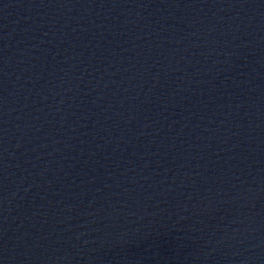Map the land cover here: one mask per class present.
<instances>
[{
	"label": "water",
	"instance_id": "95a60500",
	"mask_svg": "<svg viewBox=\"0 0 264 264\" xmlns=\"http://www.w3.org/2000/svg\"><path fill=\"white\" fill-rule=\"evenodd\" d=\"M0 264H264V0H0Z\"/></svg>",
	"mask_w": 264,
	"mask_h": 264
}]
</instances>
